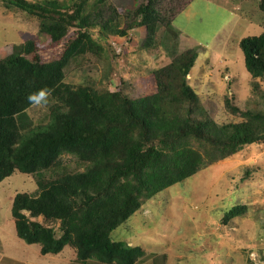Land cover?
I'll list each match as a JSON object with an SVG mask.
<instances>
[{
	"label": "trees",
	"instance_id": "trees-1",
	"mask_svg": "<svg viewBox=\"0 0 264 264\" xmlns=\"http://www.w3.org/2000/svg\"><path fill=\"white\" fill-rule=\"evenodd\" d=\"M188 1L139 0L120 15L111 0H0L5 12L38 18L39 30L54 43L75 28L61 55L49 62L41 60L31 39L11 44L0 57V181L14 171L36 176L37 189L16 193L11 214L16 235L39 244L42 254H56L69 244L81 261L136 264L147 255L140 246L114 240L118 226L152 196L206 163L264 140V110L242 111L227 101L245 119L217 123L188 83L198 51H177L181 32L171 23ZM258 8L264 12V0H258ZM95 27L100 38L117 41L126 40L129 30L144 28L137 51L159 45L168 52L170 63L152 73L154 93L130 97L124 92L126 78L118 89L103 92L63 81L73 57L100 49L90 34ZM239 47L251 89L264 98L256 80L264 78V26L259 35L243 37ZM42 89L53 100L48 121L24 132L17 115L44 99L28 100ZM64 153L76 156L83 169L71 172L60 162ZM246 209L234 205L221 221Z\"/></svg>",
	"mask_w": 264,
	"mask_h": 264
},
{
	"label": "rangeland",
	"instance_id": "rangeland-1",
	"mask_svg": "<svg viewBox=\"0 0 264 264\" xmlns=\"http://www.w3.org/2000/svg\"><path fill=\"white\" fill-rule=\"evenodd\" d=\"M111 1L120 15L139 2ZM171 23L181 32L177 51H198L187 76L188 83L214 121L245 119L232 112L227 101L242 111L264 110V98L251 89V77L239 47L243 37L263 31L264 12L258 8V0H189ZM74 30L71 27L63 40L54 43L39 30L38 18L5 12L0 3V57L11 51V44L31 39L38 44L36 51L41 60L49 62L61 55L67 37H74ZM99 31L98 27L90 29L91 38L101 44L100 49L93 53L85 50L73 57L63 81L74 88L87 84L103 92L118 89L126 78L129 84L124 92L130 97L154 93L152 73L170 63L168 52L159 45L137 51L135 47L144 38V28L127 31L124 41L108 35L100 38ZM256 80L264 91V78ZM52 104L53 100L45 97L19 113L22 131L45 124ZM77 160L68 153L60 157L71 172L83 169ZM43 175L47 177L48 173ZM37 187L34 174L20 171L0 181L1 236L2 230L15 232L11 214L14 195L34 193ZM243 204L247 208L243 214L227 223L221 221L227 209ZM112 238L130 240L137 246L143 244L153 251L145 253L143 264L158 259H163V264H264V140L245 144L227 157L206 163L192 176L152 196L118 226ZM5 251L15 254L22 251V245L8 240Z\"/></svg>",
	"mask_w": 264,
	"mask_h": 264
},
{
	"label": "crops",
	"instance_id": "crops-1",
	"mask_svg": "<svg viewBox=\"0 0 264 264\" xmlns=\"http://www.w3.org/2000/svg\"><path fill=\"white\" fill-rule=\"evenodd\" d=\"M114 231L112 232V235ZM2 232L4 235L1 236L0 234V264H96L79 260L76 256L75 248L69 244L65 245L62 250L56 254H42L40 252L39 244H27L16 235V232H5L3 230ZM6 240H10L12 244L19 243L20 245H22V251H18L15 254L7 253L5 251V245L7 243ZM126 243L131 246L134 245L130 240H127ZM138 246L141 247L144 253H154L153 251L150 252L149 249H147L143 244ZM145 259L146 258H141L137 264H143L145 262ZM149 263L150 262H146L145 264ZM152 264H163V259H158V261L152 262Z\"/></svg>",
	"mask_w": 264,
	"mask_h": 264
},
{
	"label": "clouds",
	"instance_id": "clouds-1",
	"mask_svg": "<svg viewBox=\"0 0 264 264\" xmlns=\"http://www.w3.org/2000/svg\"><path fill=\"white\" fill-rule=\"evenodd\" d=\"M47 95H49V90L42 89L38 93H30L28 96V100L34 102L39 99L45 98Z\"/></svg>",
	"mask_w": 264,
	"mask_h": 264
}]
</instances>
